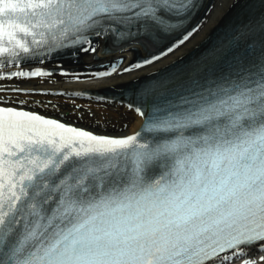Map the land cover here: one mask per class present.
Listing matches in <instances>:
<instances>
[{
	"label": "snow or ice",
	"instance_id": "snow-or-ice-1",
	"mask_svg": "<svg viewBox=\"0 0 264 264\" xmlns=\"http://www.w3.org/2000/svg\"><path fill=\"white\" fill-rule=\"evenodd\" d=\"M203 6L0 0V81L51 76L22 65L69 49L112 55L110 39L145 55H117L90 79L143 71L200 30L188 25ZM131 93L121 106L141 124L126 136L0 96V264H264V12L203 59Z\"/></svg>",
	"mask_w": 264,
	"mask_h": 264
},
{
	"label": "bare ground",
	"instance_id": "bare-ground-1",
	"mask_svg": "<svg viewBox=\"0 0 264 264\" xmlns=\"http://www.w3.org/2000/svg\"><path fill=\"white\" fill-rule=\"evenodd\" d=\"M243 1L238 0L234 3V0H206L194 19L196 25L201 24L200 30L166 59L146 67L143 71L134 72L131 75L114 76L106 81L90 79L89 75L86 74L93 73L92 69L89 68L93 64L103 62L117 55L124 56L125 63H128L134 61L135 55L142 56L145 54L142 51L134 52L131 49L120 52L118 48L112 46L110 39L108 47L111 48L112 55H101L99 59L80 52L72 60L54 56L45 59L42 64L39 62L26 64L31 69L57 68L60 70L62 68L69 75H61L58 72L51 76L0 81V86L4 89L0 91V96L8 100L27 99L29 103L24 105L25 110L60 120L65 124L74 125L96 134L109 136L132 134L140 127V117L121 106L123 98L114 99L108 95L127 88L133 83V78L136 76L141 77V81H143V79L164 70L165 67L184 59L190 51L200 46L218 26L226 22L233 12L237 11L236 9ZM120 47L126 46L121 45ZM154 50L151 47L149 48V51ZM75 75H80V82L76 81ZM12 88L51 94H33L30 96L21 94L16 96L11 91ZM98 97H104L105 99H99Z\"/></svg>",
	"mask_w": 264,
	"mask_h": 264
}]
</instances>
